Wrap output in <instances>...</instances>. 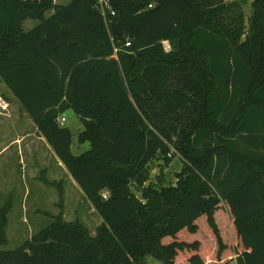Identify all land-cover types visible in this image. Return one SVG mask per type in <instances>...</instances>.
I'll use <instances>...</instances> for the list:
<instances>
[{
	"label": "trees",
	"instance_id": "1",
	"mask_svg": "<svg viewBox=\"0 0 264 264\" xmlns=\"http://www.w3.org/2000/svg\"><path fill=\"white\" fill-rule=\"evenodd\" d=\"M109 3L105 21L97 0H0V81L102 218L94 235L67 221L46 181L58 213L0 264H264V0L247 19L237 1ZM176 153V182L151 181Z\"/></svg>",
	"mask_w": 264,
	"mask_h": 264
},
{
	"label": "rangeland",
	"instance_id": "2",
	"mask_svg": "<svg viewBox=\"0 0 264 264\" xmlns=\"http://www.w3.org/2000/svg\"><path fill=\"white\" fill-rule=\"evenodd\" d=\"M68 0H55L56 3H65ZM240 3L245 19L251 14V2L253 0H224ZM51 11H48L49 14ZM36 21H24L25 27L35 25ZM9 89L0 81V96L8 98ZM10 100V99H9ZM9 110L0 112V147L11 145L13 137L21 138L15 143L12 154L0 155V205L6 200L11 201V210L8 214L6 228L8 243L1 249H12L22 244L38 230L51 221V215L59 211L58 187L46 181L56 182L61 180L64 189L63 215L67 221L79 220L95 234L97 226L102 222L100 215L94 210L90 201L84 196L66 168L61 170L56 166L57 162L52 154L41 151L42 145L36 135H21L24 130L31 128L25 124V114L21 106H8ZM12 114V115H10ZM65 117L63 126L69 128L72 133L71 150L74 154L81 153L89 148V142H79L78 134L82 130L79 117L72 109L62 113ZM17 122V123H15ZM18 124V125H16ZM33 134V133H32ZM53 155L54 152L51 150ZM173 151H175L173 149ZM51 153V152H50ZM183 166L181 156L176 153L169 164L162 160H154L150 164L149 179L153 182L163 176L166 182H176V173ZM224 212L219 214L224 217ZM220 217V215H219ZM223 223V219L220 218ZM203 226V225H202ZM230 225L224 227L223 234L226 240L233 245V233ZM232 254V253H231ZM147 261H149L147 263ZM145 264H162L160 260L146 257ZM226 264H236L235 260H229Z\"/></svg>",
	"mask_w": 264,
	"mask_h": 264
},
{
	"label": "crops",
	"instance_id": "3",
	"mask_svg": "<svg viewBox=\"0 0 264 264\" xmlns=\"http://www.w3.org/2000/svg\"><path fill=\"white\" fill-rule=\"evenodd\" d=\"M9 91V90H8ZM7 101H8V103H9V106H11V105H16V106H20V104L18 103V101L14 98V96L12 95V93L9 91V95H8V98L10 99H7L6 97H4ZM22 108V107H21ZM7 110H9V107H8V109ZM24 114H25V125L26 126H29L28 128H31V132H27V131H30V130H27V129H25L24 131L26 132V133H23L22 135H21V137L23 136V135H36V138H34V139H37L38 140V142L42 145V149H41V151H47L48 152V154H52V156H53V158L56 160V162H57V164H56V166L57 167H59L60 169L61 168H63V164L60 162V160L57 158V156L56 155H53V153H52V149H51V147L49 146V144L46 142V140L42 137V136H40L39 135V133H38V131H37V127L35 126V124L33 123V121L31 120V118L29 117V115L24 111L23 112ZM10 115H12V114H10ZM62 116V115H61ZM15 123H17V122H15ZM16 125H18V124H16ZM33 133V134H32ZM18 136H16V138H15V136L13 137V139H12V142L10 143L11 145H2L1 147H0V155H4L5 153H6V155H10V153L12 154V150L14 149V146H12L13 144H15V143H19V141H20V139L21 138H17ZM15 142V143H14ZM11 150V151H10ZM51 152V153H50ZM83 152V151H82ZM55 154V153H54ZM79 154V153H78ZM65 167V166H64ZM61 170H64V169H61ZM149 261H147V263H148ZM236 262V261H235Z\"/></svg>",
	"mask_w": 264,
	"mask_h": 264
},
{
	"label": "built area",
	"instance_id": "4",
	"mask_svg": "<svg viewBox=\"0 0 264 264\" xmlns=\"http://www.w3.org/2000/svg\"><path fill=\"white\" fill-rule=\"evenodd\" d=\"M97 4L101 10L102 15L104 16L105 21H107L108 16L115 15V11L112 8L111 4L109 3V0H97ZM148 7H152V3L148 5ZM127 46L130 44L129 41L125 43ZM163 45L166 50H169V44L167 41H163ZM113 57L117 58V48L114 47V54ZM9 103L8 101L3 97L0 96V112H4L8 109ZM58 121L60 124H62L65 121L64 116H60L58 118ZM107 192H103V197L106 198Z\"/></svg>",
	"mask_w": 264,
	"mask_h": 264
},
{
	"label": "water",
	"instance_id": "5",
	"mask_svg": "<svg viewBox=\"0 0 264 264\" xmlns=\"http://www.w3.org/2000/svg\"><path fill=\"white\" fill-rule=\"evenodd\" d=\"M156 1V0H155Z\"/></svg>",
	"mask_w": 264,
	"mask_h": 264
}]
</instances>
